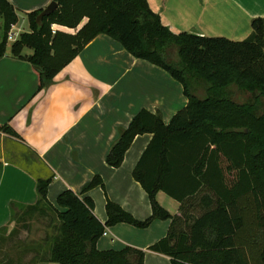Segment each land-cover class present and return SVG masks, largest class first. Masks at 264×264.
<instances>
[{
	"label": "trees",
	"instance_id": "1",
	"mask_svg": "<svg viewBox=\"0 0 264 264\" xmlns=\"http://www.w3.org/2000/svg\"><path fill=\"white\" fill-rule=\"evenodd\" d=\"M54 1L58 8L43 18L42 26L37 16L43 9L28 13L32 31L11 47L13 56L43 69L38 72L39 89L48 86L94 37L108 34L135 57L178 80L188 103L169 124L160 113L141 110L120 128L106 157L110 166L120 167L135 137L153 134L133 170L149 195L150 217L139 220L108 199V218L102 222L94 212V199L83 196L96 186L105 187L100 176L80 193L61 192L60 211L48 200L53 177H38V202L11 203L15 225L9 232L0 229V247L20 228L29 230L34 214L52 212L59 220L57 233L46 235L38 247L23 248L22 253L33 252L27 264H143L145 251L140 248L99 250L96 243L107 226L119 222L145 228L156 219H171L167 235L149 249L170 257L172 264H264V18L254 19L251 34L235 41L175 33L147 0ZM0 18L5 24L2 57L7 32L18 21L8 0H0ZM53 24L76 31L52 33ZM24 48H31L32 54H23ZM0 130L18 137L9 125L0 124ZM1 169L0 163V177ZM159 191L180 202L179 214L172 215L159 203ZM2 260L0 264H12Z\"/></svg>",
	"mask_w": 264,
	"mask_h": 264
},
{
	"label": "crops",
	"instance_id": "2",
	"mask_svg": "<svg viewBox=\"0 0 264 264\" xmlns=\"http://www.w3.org/2000/svg\"><path fill=\"white\" fill-rule=\"evenodd\" d=\"M8 1L16 8L18 22L22 14L30 28L28 13L45 8L52 0ZM147 1L175 33L239 41L251 34L254 19L264 18V0ZM55 26L63 32L76 31ZM17 39L8 40L6 53L0 57V124L18 134L0 130V229L13 224L12 202H38L37 179L48 176L53 177L48 200L56 207L61 192L80 193L87 182L100 176L105 187L96 186L83 196L94 199V212L102 222L108 218V199L139 220L150 217L149 195L133 177V170L153 134L137 135L120 167L110 166L106 157L120 128L127 127L141 110L160 113L169 124L188 103L183 85L162 67L132 55L112 36L99 34L48 86L39 89V71L12 54ZM32 52L26 48L23 54ZM157 200L172 215L180 213V202L164 191L157 193ZM170 223L171 219H156L140 228L119 222L106 227L96 246L99 250L133 246L145 251L143 264H172L170 257L149 249L167 235Z\"/></svg>",
	"mask_w": 264,
	"mask_h": 264
},
{
	"label": "rangeland",
	"instance_id": "3",
	"mask_svg": "<svg viewBox=\"0 0 264 264\" xmlns=\"http://www.w3.org/2000/svg\"><path fill=\"white\" fill-rule=\"evenodd\" d=\"M16 23H18L17 28H14V25H12L7 32V42L9 39L12 40V37L20 38L22 34L27 33L26 31H32L31 25L29 28L28 21L26 20V18L24 19L22 14L19 15V22L17 21ZM4 28V20L0 18V39L3 37ZM12 30L17 33L16 36L11 35ZM53 35L54 34H52V36ZM25 50L26 48L22 50V53H24ZM29 221V230L20 228L14 238L6 240V242L0 247L1 261H3L2 259H5L9 260V263L12 264H27L26 262L30 261L31 257L33 256V252L28 251L22 253L23 248H32L31 246L38 247L37 244H39V242H42L46 235L52 237L57 233L56 230L58 229L59 220L52 212H49L48 215H40L36 213L31 217ZM14 225L15 223H13L12 226H8L5 228L8 229L9 232L14 227ZM15 237L19 238V241H17ZM39 263L40 262H33V264Z\"/></svg>",
	"mask_w": 264,
	"mask_h": 264
},
{
	"label": "water",
	"instance_id": "4",
	"mask_svg": "<svg viewBox=\"0 0 264 264\" xmlns=\"http://www.w3.org/2000/svg\"><path fill=\"white\" fill-rule=\"evenodd\" d=\"M57 8H58V3L54 0H52L45 8H43V10L37 16V23L39 24V26H42L43 18L45 16H49L50 14H52ZM34 67L39 72L43 71V69L40 66L36 65Z\"/></svg>",
	"mask_w": 264,
	"mask_h": 264
},
{
	"label": "built area",
	"instance_id": "5",
	"mask_svg": "<svg viewBox=\"0 0 264 264\" xmlns=\"http://www.w3.org/2000/svg\"><path fill=\"white\" fill-rule=\"evenodd\" d=\"M57 30H58V29L56 28L55 24H53V25H52V33H56ZM13 34L15 35V33H12V32H11V35H12V36H14ZM13 38H14V37H12L11 39H13Z\"/></svg>",
	"mask_w": 264,
	"mask_h": 264
}]
</instances>
